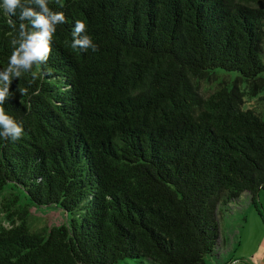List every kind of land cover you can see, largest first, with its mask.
I'll return each instance as SVG.
<instances>
[{"label": "trees", "instance_id": "1", "mask_svg": "<svg viewBox=\"0 0 264 264\" xmlns=\"http://www.w3.org/2000/svg\"><path fill=\"white\" fill-rule=\"evenodd\" d=\"M48 6L67 23L3 105L24 134L0 137V264H217L223 208L247 194L264 220V0ZM76 20L98 51L71 48ZM30 205L70 220L32 231Z\"/></svg>", "mask_w": 264, "mask_h": 264}, {"label": "clouds", "instance_id": "2", "mask_svg": "<svg viewBox=\"0 0 264 264\" xmlns=\"http://www.w3.org/2000/svg\"><path fill=\"white\" fill-rule=\"evenodd\" d=\"M34 5V7L32 6ZM0 9L9 17L8 23L15 30L19 21L18 38L12 41L13 50L9 57L8 67L0 70V137L13 141L21 139L24 134L22 121L6 114L3 105L14 95L10 91L13 79H19L24 72H30L34 65L47 62L52 52V39L57 25L67 23L63 11H53L48 6V0H0ZM24 21H28L25 24ZM30 26V27H29ZM72 49L93 52L98 46L87 34V25L82 20H76L72 31ZM27 89H22L24 94Z\"/></svg>", "mask_w": 264, "mask_h": 264}, {"label": "rangeland", "instance_id": "3", "mask_svg": "<svg viewBox=\"0 0 264 264\" xmlns=\"http://www.w3.org/2000/svg\"><path fill=\"white\" fill-rule=\"evenodd\" d=\"M218 75H223L222 72L218 71ZM228 77V76H227ZM230 78V77H228ZM232 80L236 78V75L231 76ZM218 83H208L207 85H204V89L207 90V93L213 92ZM243 89L245 88V84H243ZM255 101L252 99H246L244 109H251L254 108ZM241 201L235 202L236 204L233 205V214L232 217V227L233 231H230V226L226 223V221L230 220L228 216L224 215V219L227 218L224 221V233L225 237H234L236 236V231L239 229V227L243 224V231L242 235H237L235 243L239 244L241 241V237H244V244L242 245V248L244 249L246 247L247 251H252L256 247H264V220L262 217L259 216L257 211L255 210L254 206L251 203V197L250 195L244 194L241 196ZM260 205L262 206L263 213H264V190L259 193V199H258ZM23 203H29L28 200H23ZM31 206V205H30ZM1 200H0V225H3L5 227H10V223L7 220L6 214L1 210ZM30 214L31 219L33 220V224H31V230L32 231H39L41 228L50 230L53 227H58L64 224H67L70 218L67 216V214L54 207H30ZM240 247V244L237 246ZM208 262L210 263L211 259L207 258ZM120 264H151L147 260H126L123 261Z\"/></svg>", "mask_w": 264, "mask_h": 264}, {"label": "crops", "instance_id": "4", "mask_svg": "<svg viewBox=\"0 0 264 264\" xmlns=\"http://www.w3.org/2000/svg\"><path fill=\"white\" fill-rule=\"evenodd\" d=\"M241 201V199H239ZM238 200V201H239ZM239 201V202H240ZM236 203H231L222 209L220 214V244H219V260L217 264H264V247L259 246L253 249L252 251H247L246 247L243 249L242 245L244 244V237H241L240 247H237L239 244L235 243L237 235H242L243 224L236 231V236L225 237L224 233V215L230 217L226 223L230 226V231H233L232 220H233V208ZM264 245V244H263Z\"/></svg>", "mask_w": 264, "mask_h": 264}]
</instances>
